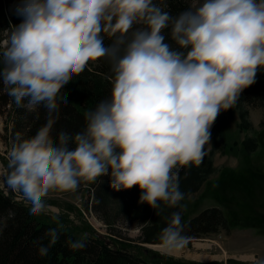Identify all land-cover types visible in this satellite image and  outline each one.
<instances>
[{
    "label": "clouds",
    "instance_id": "9594fccd",
    "mask_svg": "<svg viewBox=\"0 0 264 264\" xmlns=\"http://www.w3.org/2000/svg\"><path fill=\"white\" fill-rule=\"evenodd\" d=\"M15 12L21 21L0 39V81L17 106L30 98L41 123L30 138L17 131L0 186L26 219L51 207V190L75 191L105 174L115 189L138 185L156 212L178 205L179 166L202 162L216 117L264 69V0H199L176 14L157 0H19ZM101 57L114 73L110 97L85 112L82 130L61 129L51 142L54 110L67 103L54 97ZM165 219L161 249L185 248L181 212ZM61 227L46 230L41 257ZM86 237L66 244L83 249Z\"/></svg>",
    "mask_w": 264,
    "mask_h": 264
},
{
    "label": "rangeland",
    "instance_id": "374dc122",
    "mask_svg": "<svg viewBox=\"0 0 264 264\" xmlns=\"http://www.w3.org/2000/svg\"><path fill=\"white\" fill-rule=\"evenodd\" d=\"M198 2L199 0H190V7L196 6ZM5 7L8 13L13 10V4L8 1ZM87 67L90 74L99 73L94 61H89ZM96 76L100 81L106 79L102 73ZM9 107L3 105L0 98V185L9 171V151L12 147L9 137L11 123L7 111ZM221 122L216 130H211L210 144L206 145V157L211 160L214 170L206 173L207 161L205 163L202 161L199 165L179 166L180 181L192 174L195 169L199 173L198 180L202 179L198 181L199 183L195 182V186L181 201L185 218L193 216L205 207L222 208L220 196L226 195L229 197L230 207L241 210L240 213L258 212L264 215V187H260L264 178L262 176L260 178L261 174H256L257 181L252 182L251 188L254 192L252 196H249L248 190L241 187L239 182L242 172L244 179L251 178L248 172L250 169L254 173L260 171L264 174V98L259 103L258 101L253 104L241 103L239 107L224 114ZM247 137H255L257 146L254 150L247 151L241 144ZM228 169H234V173ZM221 171H227L229 177L233 174L234 181L229 182L227 179L220 182L218 180L220 173L224 174ZM98 183L99 177L95 181L82 179L75 191L51 190L44 197L46 204L51 207L37 216L45 220L53 219L80 238L86 233L87 237L98 236L107 243L116 245L124 243L133 249L136 247V252L147 259L156 256L176 257L178 251H165L160 247L158 238L160 233L156 231L161 219L158 213L152 215L151 209L146 213L144 203L141 201L134 205L132 203V206L129 196L125 194H113L106 209L101 211V206L95 204ZM212 183L214 191L220 196L212 194L208 189ZM4 189H8V193L11 192L6 185L0 186L2 192ZM230 226L229 231L222 228L217 232L190 238L189 241L195 242L190 249L210 253L214 264H255L244 259L249 254H255L256 258H264V226H252L250 223L248 225L241 219L231 221ZM229 257L235 260L230 262Z\"/></svg>",
    "mask_w": 264,
    "mask_h": 264
},
{
    "label": "trees",
    "instance_id": "16d2710c",
    "mask_svg": "<svg viewBox=\"0 0 264 264\" xmlns=\"http://www.w3.org/2000/svg\"><path fill=\"white\" fill-rule=\"evenodd\" d=\"M6 1L13 4V10L11 13L7 12L5 3ZM190 0H157V2L167 5V10L173 14L180 12L185 8L190 7ZM19 3V0H0V39L3 37L4 30L10 29L12 25L18 24L22 17L16 15L15 8ZM139 26V25H136ZM168 29H165L166 35ZM111 37L105 36V43L111 42ZM166 39L169 37L166 36ZM94 66L99 73L106 76V79L100 81L96 72L93 75L89 73L88 67H86L81 73L76 74L74 79L69 80L65 87L60 91L58 96L66 98L67 103L63 107L56 108L54 121L49 132V139L51 142L56 141V134L59 130L64 129L70 133H75L83 129L86 124L84 114L88 109L94 108L96 103L104 98H108L111 95L112 89V77L114 73L112 71L111 62L106 57L98 58L94 60ZM0 98L3 105L10 106L7 111L10 118V134L12 144L16 142L17 131L22 132L23 138H30L40 127L41 117L38 111L29 103L30 98L25 97L22 106H17L14 99L5 91V86L0 81ZM264 98V69H258L256 73L255 81L244 88L240 94V97L235 105L231 108L221 110L215 121L211 126V130H216L222 123L224 114L239 107L241 103L253 104L256 101L261 102ZM243 147L247 151L254 150L257 146L255 137L244 138L241 142ZM204 163L207 161L206 173L214 170L211 164V160L207 159L206 154L202 160ZM226 170V169H224ZM229 172L234 173V169H228ZM220 182L229 179V182L234 181V176H227V171H221ZM251 178H243V172L241 171V187L245 188L249 192V196L253 195V189L251 188L252 182L257 181L255 175H260V178H264V174L259 172L248 171ZM198 171L195 169L193 173L187 175L180 181V188L185 193V196L195 186V182L201 180L198 176ZM198 176V177H197ZM243 178V179H242ZM260 180V179H259ZM198 182V183H199ZM213 184L208 186V189L217 196L213 189ZM199 186V185H198ZM260 187H264V182L260 183ZM142 190L138 185H133L129 188L115 189L111 186L110 176L105 174L99 177V183L96 187V202L98 206H101V211L106 209L107 203L112 198L113 194H125L130 198V203L141 201L140 195ZM223 207L209 206L201 209L196 214L189 218L183 216L181 202L175 206H168L162 203V211L156 212L147 202L144 203V210L151 214L160 215V223L157 226L156 231L160 233L161 229L166 225L167 220L165 217L170 216L174 211H180L182 221L185 224V232L190 238L201 237L203 235L217 232L219 229H225L229 231L230 222H234L237 219H241L247 224L252 226H264V215L262 213L255 212L240 213L241 210L230 207L229 197L220 196ZM255 200V197L253 198ZM253 200V201H254ZM132 205V206H133ZM131 206V207H132ZM226 207V210H225ZM95 208L98 207L95 205ZM139 210V209H137ZM248 214V215H247ZM246 215V216H241ZM60 225L53 219H42L37 215L31 218H25V211L20 207L10 195H5L0 190V264H198L193 261H184L178 257H155L146 258L136 252V247L129 248L127 244L120 243L118 245L105 242L98 236L86 237V247L79 250L70 249L66 241L69 237L73 239H79L80 237L75 235L71 230L61 227L60 240L50 248V252L47 256L41 257L38 254V247L40 243H47L45 237L46 230L49 227H56ZM41 237H45L41 239ZM201 264V263H200ZM203 264H214L213 261Z\"/></svg>",
    "mask_w": 264,
    "mask_h": 264
},
{
    "label": "crops",
    "instance_id": "0c3cea01",
    "mask_svg": "<svg viewBox=\"0 0 264 264\" xmlns=\"http://www.w3.org/2000/svg\"><path fill=\"white\" fill-rule=\"evenodd\" d=\"M194 243H195L194 241H189L188 244L186 245V248L176 250V251H178V254L176 255V257L186 259L187 261L188 260L193 261L195 263H201V264L206 263V262H210L213 260L212 259L213 257L210 256L211 255L210 253L198 252V251H194V250L192 251L190 249V247L192 245H194ZM208 244L210 245V243H208ZM229 259H230V262H233V260H235V259L230 258V257H229ZM244 259L250 260V259H252V257L247 256V257H244ZM225 261L226 260L224 259V262Z\"/></svg>",
    "mask_w": 264,
    "mask_h": 264
},
{
    "label": "built area",
    "instance_id": "2783aa9c",
    "mask_svg": "<svg viewBox=\"0 0 264 264\" xmlns=\"http://www.w3.org/2000/svg\"><path fill=\"white\" fill-rule=\"evenodd\" d=\"M4 192H5L6 194H10V195H12L11 192L8 193V189H4Z\"/></svg>",
    "mask_w": 264,
    "mask_h": 264
}]
</instances>
